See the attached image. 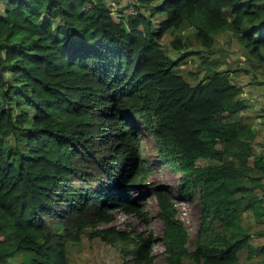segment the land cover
I'll return each mask as SVG.
<instances>
[{
  "label": "trees",
  "instance_id": "obj_1",
  "mask_svg": "<svg viewBox=\"0 0 264 264\" xmlns=\"http://www.w3.org/2000/svg\"><path fill=\"white\" fill-rule=\"evenodd\" d=\"M107 1L0 0V264H69L85 233L153 264L151 231L112 224L118 211L148 223L132 194L145 184L139 122L199 204L190 241L172 190L153 187L166 264H264L244 220L264 238V114L242 115L250 96L206 56L227 32L263 63L264 0H135L117 18ZM188 55L195 83L173 69Z\"/></svg>",
  "mask_w": 264,
  "mask_h": 264
},
{
  "label": "rangeland",
  "instance_id": "obj_2",
  "mask_svg": "<svg viewBox=\"0 0 264 264\" xmlns=\"http://www.w3.org/2000/svg\"><path fill=\"white\" fill-rule=\"evenodd\" d=\"M107 1V0H106ZM135 0H127V2L133 3ZM7 8L4 3H0V12L4 13ZM127 14V11L124 15ZM169 32V31H167ZM170 33V32H169ZM166 33L161 42H163V48L168 52L172 59H175L179 55V51L169 45V40L172 36ZM228 42V49L224 46ZM213 52L206 54L208 59H215V67L219 70L229 69V75L232 80L240 85L243 90L247 89L252 98L254 109L251 105L247 106L242 115L264 114V62L256 63L253 59H248V55L245 53L239 42L233 40L227 32H221L215 39L212 45ZM264 57V50H262ZM190 58V61L189 59ZM200 60L197 55H188L181 59L176 65L174 70L180 73L190 83H195L202 77L203 66L200 65ZM200 68V69H199ZM190 71H197L192 76ZM251 112V113H250ZM256 119L252 118L255 122ZM257 124V123H256ZM140 149L142 159L144 162L143 178L145 179L142 186L132 189V194L141 196L145 207V211L148 216V223L145 225L134 215H126L122 212H115L112 224L118 229L133 228L135 232H141L143 235L151 231L152 236L156 239L155 244L151 247V252L154 255L153 264H166L164 244L162 242V224L157 217V204L156 198L152 192V189L156 185H167L171 190V194L176 202V208L178 211V218H180L187 227L189 233V240L194 239L198 226V211L199 204L196 199H185L180 197L176 191L179 182V173L174 172L170 166L163 164L156 154V148L150 131L139 122L137 125ZM260 135L264 136V127L259 126ZM263 134V135H262ZM210 163L209 160L199 158L196 160L197 165H204ZM146 185V187H144ZM244 220L246 222H252V242L253 244H260L264 238L255 237L259 231H261V225L254 220V218L244 213ZM218 229V223L215 226ZM120 244V241L118 242ZM67 256L69 264H138L129 256L128 259L122 257L119 252L118 245L109 244L99 237H89L87 233L81 234L77 242H67ZM244 253L240 256L238 264H248V260L244 259ZM258 257H253L251 261H255ZM184 264H190L185 261Z\"/></svg>",
  "mask_w": 264,
  "mask_h": 264
},
{
  "label": "crops",
  "instance_id": "obj_3",
  "mask_svg": "<svg viewBox=\"0 0 264 264\" xmlns=\"http://www.w3.org/2000/svg\"><path fill=\"white\" fill-rule=\"evenodd\" d=\"M125 3H127V0H122V1H119V2H118V4H120V6L122 5V6H121V10H122L123 14L126 12V11L124 10V4H125ZM128 13H129V11L127 10V14H128ZM220 33H221V32H220ZM220 33H219V34H220ZM219 34H217L216 37H217ZM216 37H215V39H216ZM224 48L228 49L227 44H225ZM167 53H168V52H167ZM168 55H169V54H168ZM243 92L246 93L247 97L249 96V93H248V91H247V89H246L245 87H244ZM247 100H248V106L251 105V108L254 109V106H253L254 104H253V102H252L253 99L248 97ZM250 113H251V112H250ZM255 122H257V119L255 120ZM255 124H256V123H255ZM256 125H257V124H256ZM256 125H255V128H256V131H257V133H258L257 135H260V133H259V126H263V127H264V124H262V123H258V125H257V126H256ZM263 134H264V133H263ZM263 134H262V135H263Z\"/></svg>",
  "mask_w": 264,
  "mask_h": 264
},
{
  "label": "built area",
  "instance_id": "obj_4",
  "mask_svg": "<svg viewBox=\"0 0 264 264\" xmlns=\"http://www.w3.org/2000/svg\"><path fill=\"white\" fill-rule=\"evenodd\" d=\"M122 1V0H108L107 4L110 7V13L114 16V17H119L122 13V10L119 8V4L118 2ZM132 12V11H131ZM244 95H246V93L243 92ZM263 109H264V105H263Z\"/></svg>",
  "mask_w": 264,
  "mask_h": 264
},
{
  "label": "clouds",
  "instance_id": "obj_5",
  "mask_svg": "<svg viewBox=\"0 0 264 264\" xmlns=\"http://www.w3.org/2000/svg\"><path fill=\"white\" fill-rule=\"evenodd\" d=\"M264 110V109H263Z\"/></svg>",
  "mask_w": 264,
  "mask_h": 264
}]
</instances>
